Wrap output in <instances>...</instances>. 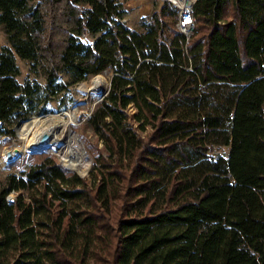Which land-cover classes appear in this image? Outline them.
<instances>
[{
	"label": "trees",
	"instance_id": "obj_1",
	"mask_svg": "<svg viewBox=\"0 0 264 264\" xmlns=\"http://www.w3.org/2000/svg\"><path fill=\"white\" fill-rule=\"evenodd\" d=\"M122 5L0 0V136L39 91L112 72L87 176L9 163L0 264H264V0H194L187 37L169 2L134 28Z\"/></svg>",
	"mask_w": 264,
	"mask_h": 264
},
{
	"label": "rangeland",
	"instance_id": "obj_2",
	"mask_svg": "<svg viewBox=\"0 0 264 264\" xmlns=\"http://www.w3.org/2000/svg\"><path fill=\"white\" fill-rule=\"evenodd\" d=\"M122 4H124L128 0H121ZM161 2L166 0H141L140 5L134 9L132 12L127 11L123 15V20H125L126 24L132 28L136 27L137 22L140 17L146 16L150 11L151 2ZM167 2V1H166ZM5 44V37L2 29L0 28V46ZM16 63L19 68V76L17 79L19 81H22L23 77L25 75H28L31 77L30 73L27 70V64L25 61L16 60ZM100 75L103 79V81L106 83V86L103 89V93L105 92L106 88L108 87V83L110 80V76L112 75L111 70H105L101 72ZM94 76L86 77L85 79L78 81L73 84H69L66 86L65 89L59 91L58 93L54 95H48L43 91H39L38 93L34 94L30 97L28 103H24L20 109H18L12 117L7 121L5 124L6 129L11 130V134L6 136H0V187L3 184L5 176L12 171H17L18 167H11L9 166V163H6L4 161V152L6 150L10 151L12 149H16L18 153L22 151L24 154L23 156L17 157L18 161L23 160V163H33L35 161H38L43 155H52L58 162L57 155L53 152L45 151V152H30L28 150H23L21 148V144L24 143L26 140L31 138V131H29L28 135L26 136V140L24 141L23 137L19 133V127L29 121L33 118H40L45 117L47 115H55L60 114L62 112H66L68 110L75 111V120L74 123L71 124L68 129L71 132H74L76 134L77 140L81 143V147L84 151L83 153V168L86 169V173L84 176H87V172L90 169L92 160L91 157L85 148L84 141H94V135L90 131L89 127L87 126L85 122V118L89 115L90 111L92 110L94 106V102L97 99H92L90 97L82 98L78 96V86L81 83H89V81ZM36 80L39 83H43L40 77H35ZM70 80L69 73H62L57 80L59 84H66ZM76 100H83L82 102L76 104L74 107L72 106L73 102ZM128 110H131V107L128 108ZM77 115V116H76ZM37 127H35L33 130H36ZM66 135V129L65 128H59L56 131V138H58L60 141H64V137ZM98 146H100V143H98ZM227 152L226 147H220L215 149L211 154H225ZM15 159V160H16ZM60 159V158H59ZM60 163V162H59ZM85 164V165H84ZM10 197V199L13 201L15 198V195L13 193H9L6 197Z\"/></svg>",
	"mask_w": 264,
	"mask_h": 264
},
{
	"label": "bare ground",
	"instance_id": "obj_3",
	"mask_svg": "<svg viewBox=\"0 0 264 264\" xmlns=\"http://www.w3.org/2000/svg\"><path fill=\"white\" fill-rule=\"evenodd\" d=\"M174 3L177 6L183 7L190 3L191 0H168ZM106 86V83L103 81L100 75H95L89 83H81L78 86L77 91H82L86 97H90L92 99H96L99 95L103 93V89ZM75 111L68 110L66 112H62L60 114L55 115H47L45 117L40 118H33L29 121L23 123L19 127V133L23 137L24 141L26 140V136L28 135L29 131H31V138L26 140L24 143L21 144V148L23 150L28 151H35L36 148V141L38 135L44 129L49 130L52 133V137L50 142L46 147V151L53 152L60 158L61 162L67 165L70 168H73L75 171H81L79 168V164H83V153L79 149V141L77 140L76 136L69 131L68 127L71 123H74L75 120ZM61 114H64L62 117ZM77 116V115H76ZM45 119H50L48 123H45ZM37 127L36 130H33ZM66 129V135L64 137V141H60L56 138L55 134L57 129L59 128ZM58 145H62L59 149H57ZM11 151V150H10ZM17 151V150H16ZM14 156L23 155L24 153L20 151V153H11ZM85 165V164H84Z\"/></svg>",
	"mask_w": 264,
	"mask_h": 264
},
{
	"label": "water",
	"instance_id": "obj_4",
	"mask_svg": "<svg viewBox=\"0 0 264 264\" xmlns=\"http://www.w3.org/2000/svg\"><path fill=\"white\" fill-rule=\"evenodd\" d=\"M166 1L169 2L170 4H172L174 7H177V5H175L174 3H172V2H170V1H168V0H166ZM193 1H194V0H191L190 7L192 6ZM191 29H192V25H189V27H188V30H189V31L186 33V35H185L186 37L188 36V34H189V32H190ZM110 77H111V76H110ZM108 86H109V83H108ZM107 91H108V87L106 88V90H105L104 93H102L101 95H99V96L97 97V99L95 100L94 104H95L96 102H98L99 100H101V99L105 96V94L107 93ZM77 93H78V96L82 97L83 99L86 98V95H84L82 91L77 92ZM82 101H83V100H76V101L73 102L72 106L74 107L76 104H78V103H80V102H82ZM61 116L63 117L64 114H61ZM49 120H50V119H45L44 122H45V123H48ZM71 124H72V123H71ZM71 133H73V134L76 136V134H75L74 132H71ZM51 137H52V133H51L49 130L44 129L43 131H41L40 134L38 135V138H37V141H36V148H37V149H36L34 152H45V151H46V147H47L48 143L50 142ZM61 146H62V145H58V146H57V149H59ZM79 149H80V151H81L82 153H84V151H83V149H82V147H81V143H80V142H79ZM16 152H17L16 149H12L11 151L6 150V151L4 152V161H5L6 163H11V162L14 161L17 157H20V155H18V156H14V155L11 154V153H16ZM30 152H33V151H30ZM21 156H23V155H21ZM58 160H59V162H60V164H61L62 166H64V167L67 168V169H70V170L74 171L78 176L83 177V176L85 175V173H86V169L83 168V165H82V164H79V168H80V169L82 168L81 171H75L73 168H70V167H68L67 165L63 164L59 158H58ZM6 201H7V202H12V200L10 199L9 196L6 198Z\"/></svg>",
	"mask_w": 264,
	"mask_h": 264
},
{
	"label": "built area",
	"instance_id": "obj_5",
	"mask_svg": "<svg viewBox=\"0 0 264 264\" xmlns=\"http://www.w3.org/2000/svg\"><path fill=\"white\" fill-rule=\"evenodd\" d=\"M190 3H187V5H184L183 7L180 6L176 7L177 21L175 27L178 31H180L184 35H186V33L189 31L188 27L189 25H192V20H193L191 15Z\"/></svg>",
	"mask_w": 264,
	"mask_h": 264
},
{
	"label": "crops",
	"instance_id": "obj_6",
	"mask_svg": "<svg viewBox=\"0 0 264 264\" xmlns=\"http://www.w3.org/2000/svg\"><path fill=\"white\" fill-rule=\"evenodd\" d=\"M140 2H141V0H128L122 5V7L125 10V12H127V11L132 12L134 10H131V9L135 8V10H136V8L140 5Z\"/></svg>",
	"mask_w": 264,
	"mask_h": 264
}]
</instances>
